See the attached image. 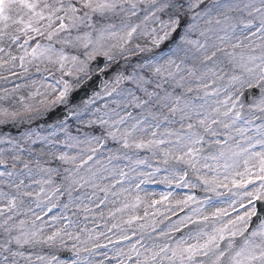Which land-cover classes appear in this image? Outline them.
<instances>
[{"label":"snow or ice","instance_id":"6c2138e0","mask_svg":"<svg viewBox=\"0 0 264 264\" xmlns=\"http://www.w3.org/2000/svg\"><path fill=\"white\" fill-rule=\"evenodd\" d=\"M10 78L0 264H264V0H0Z\"/></svg>","mask_w":264,"mask_h":264},{"label":"rangeland","instance_id":"374dc122","mask_svg":"<svg viewBox=\"0 0 264 264\" xmlns=\"http://www.w3.org/2000/svg\"><path fill=\"white\" fill-rule=\"evenodd\" d=\"M17 71H19V69H17ZM6 75V73H5ZM58 75V73H57ZM29 76L32 77V79H35L37 82L40 81L41 77L40 75L36 74L35 73V70H31L30 73H29ZM48 80L50 81L51 80V77L48 78ZM14 83H20V84H23L25 83L24 80H12L10 78L9 82L8 83H5L3 80H0V88H10L13 86ZM27 84L29 85V87H26V88H22L21 89V94H24V95H27V92L29 90H31V80H28L27 81ZM59 113H57L58 115ZM29 127L27 124L25 125H22L19 127V129H12V134L13 135H17L18 134V131H23L25 128ZM37 148H39V145L36 146ZM109 147L110 148H115L116 145H114L112 142H109ZM104 155H107V153L105 152ZM140 159H145V158H149L148 159V163L149 164H152L153 166H155L156 164V161L154 159H151V154L146 152V151H140L139 153L136 154ZM42 159H47V158H42ZM119 165L121 167H123L124 165L128 164L129 161H124V160H121L118 162ZM46 167H53V168H60L61 171L63 169V165H60L59 162H56V161H52L51 163H48V164H45ZM141 170L142 171H151L150 168H148L146 165H142L140 166ZM165 175V173L163 171H161L156 177H155V182H152V181H149L145 184H142L141 185V192H140V195L141 196H145L146 194H149L151 195L152 198L154 199H159V194L162 193V192H167V191H173L174 193H176L177 195L179 194H182V190L181 189H176L175 185H172L171 187L165 183H162L160 182L162 177ZM53 179H57L56 177H53ZM57 182L58 179H57ZM139 181L135 179V177H133V184L134 183H138ZM145 185V186H144ZM159 185V186H158ZM129 185L128 184H125V187H128ZM152 186V187H151ZM154 188V189H153ZM160 188V190L158 189ZM59 209H54L53 212L50 214V215H56L58 213ZM142 209H141V214H142ZM167 223V222H165ZM89 226L91 227V224H89ZM35 251H38V252H46L48 251L47 248H40L39 246L37 247V249ZM101 258V257H98V259Z\"/></svg>","mask_w":264,"mask_h":264},{"label":"water","instance_id":"95a60500","mask_svg":"<svg viewBox=\"0 0 264 264\" xmlns=\"http://www.w3.org/2000/svg\"><path fill=\"white\" fill-rule=\"evenodd\" d=\"M98 83V82H97Z\"/></svg>","mask_w":264,"mask_h":264}]
</instances>
